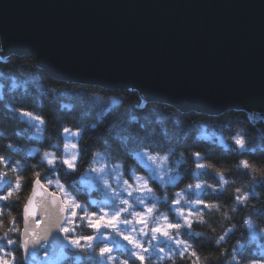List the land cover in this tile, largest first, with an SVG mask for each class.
Here are the masks:
<instances>
[{"label":"clouds","instance_id":"9594fccd","mask_svg":"<svg viewBox=\"0 0 264 264\" xmlns=\"http://www.w3.org/2000/svg\"><path fill=\"white\" fill-rule=\"evenodd\" d=\"M0 84V261L264 264V94L185 110L136 86L58 80L3 34ZM37 178L48 190L26 219Z\"/></svg>","mask_w":264,"mask_h":264},{"label":"water","instance_id":"95a60500","mask_svg":"<svg viewBox=\"0 0 264 264\" xmlns=\"http://www.w3.org/2000/svg\"><path fill=\"white\" fill-rule=\"evenodd\" d=\"M0 34L57 79L185 110L264 94V0H0Z\"/></svg>","mask_w":264,"mask_h":264},{"label":"snow or ice","instance_id":"6c2138e0","mask_svg":"<svg viewBox=\"0 0 264 264\" xmlns=\"http://www.w3.org/2000/svg\"><path fill=\"white\" fill-rule=\"evenodd\" d=\"M37 119H39V117H37ZM237 143H240V141L238 140ZM41 190L47 191L48 190L47 185L42 184L41 181L39 180V178H37L33 181L32 194L28 197V200L24 205V216L26 219L29 216H37V207H36V204L34 202V198L36 195L43 194ZM48 194L53 196V197L59 196V193H57V192H49ZM9 195H11V193H9ZM61 203H62V205H67L68 203H70V201H68L67 199H63L61 201ZM114 220H115V217H111V218H107V219L105 217H99L98 219L93 220L91 222H92V226L96 227L101 222H107V223L111 224L114 222ZM41 224H42V221L39 218H37L36 219V225L39 227ZM168 227H175V225H168ZM157 230H159V229H157ZM62 231H67V229H62ZM31 235H32L33 239H40V236H38L36 233H32ZM82 239L88 240V239H91V237H83ZM72 242L77 243L78 240H73ZM52 243L56 244L57 241L53 240ZM0 264H8V262L6 260H4V261H0Z\"/></svg>","mask_w":264,"mask_h":264},{"label":"trees","instance_id":"16d2710c","mask_svg":"<svg viewBox=\"0 0 264 264\" xmlns=\"http://www.w3.org/2000/svg\"><path fill=\"white\" fill-rule=\"evenodd\" d=\"M51 76V75H50ZM53 77V76H52ZM55 78V77H54ZM57 79V78H56ZM61 80V79H58ZM70 82V81H69ZM72 82V81H71ZM76 82V81H75ZM84 83V82H82ZM4 85L0 84V94H3L2 90H3ZM19 87V84H17V88ZM25 91H28L29 89H34V87H39V85H35L33 86L32 84H25ZM16 89H13V91H15ZM64 99H66L69 103H73L76 99H78V94L72 90H66L63 96ZM45 106L47 109V102H45ZM187 110V109H186ZM174 111V109H173ZM201 147H207V145H202ZM212 158H218V154H212ZM43 182V181H42ZM31 183V182H30Z\"/></svg>","mask_w":264,"mask_h":264},{"label":"rangeland","instance_id":"374dc122","mask_svg":"<svg viewBox=\"0 0 264 264\" xmlns=\"http://www.w3.org/2000/svg\"><path fill=\"white\" fill-rule=\"evenodd\" d=\"M89 179H91V177H89Z\"/></svg>","mask_w":264,"mask_h":264}]
</instances>
